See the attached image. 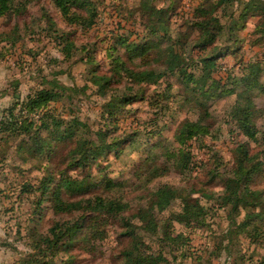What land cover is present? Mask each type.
Returning <instances> with one entry per match:
<instances>
[{"label":"trees","instance_id":"trees-1","mask_svg":"<svg viewBox=\"0 0 264 264\" xmlns=\"http://www.w3.org/2000/svg\"><path fill=\"white\" fill-rule=\"evenodd\" d=\"M32 1L0 0V20L5 22L4 30L0 32V58L5 57L8 46L16 45L29 33L22 34L24 30L20 25L14 28L11 25L27 14V6ZM48 1L59 10L67 23L90 29L97 25L99 6L106 0ZM160 1L140 0L139 5L137 3L139 7L135 12L142 24L141 31L131 30L129 36L118 34L114 38L112 44L120 48L117 50L109 46V49L119 53L116 56L107 54L110 68L106 72L97 69L91 71V83L81 87H66L55 79L46 78L42 86L25 99L15 96L16 101L0 112V154L5 150L6 158L13 156L15 159L18 156L21 164H14L13 169L21 173L26 169L22 165H30L28 162L33 157L41 160L47 155L49 163L56 159L59 152L54 155L53 151L58 142H73L63 154V162L67 161V165L83 169L85 173L89 167L97 164L99 156L124 145L137 133H130L125 140L109 142V130L91 132L87 123L75 116L66 118L56 105L65 101L73 103L78 94H85L86 89L96 86V94L107 98L117 86L115 81L121 82L119 79L122 78L130 85L122 92L123 97L111 98L104 105V112L112 115L113 120L116 111L131 100L137 97L145 99L148 87H155L150 99L155 100L152 102L156 105L159 103L156 101L158 98L170 103L179 95L185 105L199 108L195 119L190 117L195 113L192 109L193 114L180 120L176 131L169 136H164L168 123L159 124L164 118L157 116L150 119V127L144 129H149L153 134L156 131L158 133L151 137L148 174L143 178L145 181L136 184L138 187L155 179L157 171L160 176L159 172L168 166L188 171L190 142L203 140L215 128L212 122L215 114L209 102L211 98L236 94L234 104L227 111V122L235 123L246 141L237 145V155L232 163L224 165L215 162V166L211 167L203 164L201 171L205 173L206 179L200 178V183L187 181L182 184L156 185L142 198L145 201L140 202L135 211L130 201L125 200V194L119 189L115 190L122 183L103 181V187L105 184L111 191L99 192L98 188L95 189L97 183H89L90 180L94 181L92 171L88 170L85 176H73L67 170V165H64L65 168L59 166L54 169L56 174H60L57 179L54 171L48 170V163L42 170L47 174L37 188L42 196L36 203L38 209L34 211L35 225L26 234L29 236L27 245L31 259L25 263L71 264L73 259L69 257L72 254L64 259L59 253L61 249L69 252L74 242L78 241L83 244V252L92 254L95 245L110 236L109 224L114 222L119 230L116 232L118 244L112 252L113 264H185L193 257L190 239L185 237L183 231H178L176 224L180 223L191 230L209 228L207 221L214 220L218 212H221L219 216L226 222L223 238L228 243L224 247L227 258L233 256V243L240 242V237L250 240L251 244L264 252V185L256 182L264 170V128L258 126V116L264 115V105L262 108L256 105L252 92L259 89L264 96V84L251 79L264 72V62L245 63L244 69L249 73L236 81L244 87L240 92L236 88L225 90L221 80L214 76L223 67L218 61L221 56L239 53V46L229 44L231 37L228 43L220 40L225 37L227 27L230 32L226 33L235 35L238 23L234 18L238 13H241L239 19L242 20L253 15L260 16L261 19L255 25L256 35H259L256 42L264 39V0H214L208 5H204L203 0H197L198 3L189 0L193 2L194 9L186 31L173 30L168 24L167 14L176 1L164 0L170 1L168 7L160 6ZM117 9L124 10L123 6ZM44 17L52 20L50 14ZM192 31H196L197 35L193 36ZM57 40L64 52L72 46L68 38ZM233 41L240 42L239 38ZM162 43L166 45L164 48ZM91 47H96V41L92 42ZM196 47L203 54L194 56ZM93 57L89 54L86 63L93 62ZM137 58L141 59L140 63L135 62ZM156 137L160 139L154 140ZM251 143L262 150L252 153ZM155 148L159 151L153 153ZM0 170L2 173V168ZM216 181L220 184H214ZM51 182L57 184L54 190L50 188ZM29 187L28 183H23L19 194H27ZM48 197L53 202L58 219L47 231L40 232L42 204ZM212 248L222 251V247L216 244ZM243 256L240 254L239 258ZM247 260L249 264H264V254L258 260L253 257Z\"/></svg>","mask_w":264,"mask_h":264},{"label":"rangeland","instance_id":"rangeland-1","mask_svg":"<svg viewBox=\"0 0 264 264\" xmlns=\"http://www.w3.org/2000/svg\"><path fill=\"white\" fill-rule=\"evenodd\" d=\"M174 1L176 2H174L169 10L170 12L167 14L168 24L173 30L186 31L189 29L194 4L189 0ZM213 1L203 0V4L208 5ZM139 2L140 0H106L102 6H99L97 25L90 29H82L67 23L59 10L48 0H40L39 2L33 0L29 3L26 10L27 14L13 21L11 25L14 28L18 24L24 30L22 34L27 31L29 33L16 45L8 46V51H5V57L0 58V112L16 101L15 96L21 100L25 99L28 94L33 93L42 86V82L46 78L49 80L55 79L66 87L74 85L81 87L91 83V71L93 69L103 73L109 70L110 58H108L107 54L116 56L119 53L118 51L115 53L110 50L109 46H113L117 50L120 48L116 44H112L114 38L118 34L129 36L131 30L141 31L142 24L138 19L139 15L135 12L138 9L137 7H139ZM158 4L168 7L170 6V1L162 0ZM118 6H123L124 10L117 9ZM45 14H50L52 20H47L44 17ZM240 14L238 13L237 17L234 18L235 22L237 21L238 23L235 32L236 36L234 34L228 35L227 33L230 31L227 27L224 34L225 37L220 39L225 43L231 37L229 44L239 46V53L237 55L226 53L221 56L218 61L223 67L214 73V76L221 80L225 90L236 88L237 92L243 90L244 87L236 81L243 79L249 73L244 69L245 63L250 61L264 62V39L256 42L259 35H256L255 32V25L261 17L253 15L242 20L239 19ZM230 19L232 22L233 17ZM4 23V21L0 20V32L4 30ZM226 31L228 32L226 33ZM195 32L192 31L193 36L197 35ZM59 38H68L69 42L72 43V46L66 52L61 50L57 40ZM238 38L240 42L234 43L233 40ZM94 41H96L95 48L91 47ZM161 46L164 48L166 45L162 43ZM123 49L121 48L120 50ZM189 49H191L190 46ZM153 51L156 52V49L154 48ZM89 54L94 56L93 62L86 63ZM197 54L203 53L198 51L196 47L193 55ZM140 60L137 58L135 62L140 63ZM251 79L253 81L259 80L261 84H264V72ZM119 80L121 82L115 81L117 84L115 88L117 87V89L114 88L107 98L96 94L98 90L96 86L86 89L85 94H78L73 103L65 101L56 105L59 108V112H62L66 118L75 116L87 123L91 132L99 129L107 132L109 130V142H117L120 139L125 140L130 133H137L124 145L113 149V151L103 156H99L97 164L89 167L85 173L83 169L72 167L70 164L67 165V161L63 162L62 156L66 150L70 149L73 142H66L65 144L58 142L55 151H53L54 155L59 152L56 159L49 163L50 158L47 155H44L41 160L33 157L28 162L30 165H22L26 169L22 170L21 173L16 171L17 169H13L14 164L17 166L21 164L18 156L15 159H13V156L6 158L5 150L2 151V155L0 154V168H2V173L0 170V264H27L25 262L31 259L28 256L30 249L27 245L29 236L27 237L26 234L31 230L29 228L35 225L33 223L34 211L38 209L36 203L42 196L41 191L37 188H39L38 184L41 183L42 178L47 174H45V171L42 172V170H45L44 168L48 163V170L54 171V173V169L59 166L65 168L64 165H67V170L73 176H85L88 170L92 171L94 174L92 179L94 181L90 180L89 183H97L95 184V189L98 188L99 192L111 191L105 184L103 187V184H101L103 181L114 180L122 183L115 187V190L119 189L125 194V200L130 201L131 208L135 211V207L140 202L145 201L142 198L156 185L161 183L182 184L187 181L200 183L201 179H206L205 173L201 171L203 164L211 167L215 166V162H220L224 165L225 163H232L237 155V145L246 141L245 136L237 128V125L227 122L229 120L227 111L231 104H234L236 94H225L211 98L209 102L210 109L215 114L212 119L215 128L203 140L190 142L191 146L188 150L191 153L188 161V171L184 172L176 166H168L159 172L160 176L157 171L155 179L144 182L141 187H138L136 184L145 181L144 179L148 174L149 162L147 158L150 156L148 148L149 143L153 139L151 137L153 135L157 136L156 133H158L156 131L153 134L148 131L149 129H144L146 126L150 127L148 125L150 119L157 116L158 118H164L159 124L161 126L162 123H168V127L164 130L165 135H163L169 136L176 131L180 120L193 114L192 109H194L195 113L193 117H190L195 119L197 117L195 114L198 113L199 108L185 105L181 99L182 96L179 95L175 96L170 103L158 98L156 101L159 103L156 105V103L152 102L155 100L150 99L154 94L153 90L155 87H148L145 99L137 97L131 100L129 104H125L119 111H116V118L113 120L112 115L104 112V105L111 98L123 97L122 92L130 86L125 78ZM134 89H137V87H134ZM252 92L255 95L256 105L262 108L264 105L263 94L259 89H254ZM180 93L184 94V92ZM258 126L264 128V115L262 114L258 116ZM158 139L160 138L156 137L154 140ZM250 150H252V153H259L262 148L251 143ZM157 151L159 149L155 148L153 153ZM148 159L150 160V158ZM57 174L56 178L58 179L60 174ZM261 174L262 176L258 177L256 182L264 185V170H262ZM23 176L25 178H22ZM23 183H28L30 187L27 194L20 195L19 191ZM214 184L220 183L216 181ZM50 186L54 190L57 184L51 182ZM42 208V219L39 223L40 232L47 231L54 224L55 219H58L50 197L43 202ZM38 213L40 214V211ZM220 214L221 212H218L214 220L207 221L210 224L209 228L191 230L192 228H187L180 223L176 224L178 231H183L185 237L190 239V252L193 253V257L185 264H249L247 259L253 257L258 260L264 254L263 251L256 248L255 244H251L250 240L240 237V242L236 241L233 243V256L227 258L224 247L228 243L223 238L226 222L220 218ZM109 230L111 231L110 236L100 240L95 245L92 254L83 252V244L78 241L74 242L69 252L66 249H61L59 253L64 256V259L68 258V254H72L69 257V259H73L71 264H113L112 252L118 244L116 242V232L119 229L112 222L109 224ZM215 244L218 247H222L223 252L219 249H213L212 247ZM220 252L221 254H219ZM240 254H244L242 259L239 258Z\"/></svg>","mask_w":264,"mask_h":264}]
</instances>
